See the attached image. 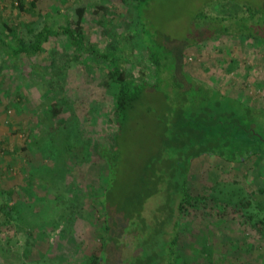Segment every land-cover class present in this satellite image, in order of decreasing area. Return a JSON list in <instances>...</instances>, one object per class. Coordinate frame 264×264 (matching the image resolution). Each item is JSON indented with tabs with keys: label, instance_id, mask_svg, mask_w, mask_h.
I'll list each match as a JSON object with an SVG mask.
<instances>
[{
	"label": "rangeland",
	"instance_id": "rangeland-1",
	"mask_svg": "<svg viewBox=\"0 0 264 264\" xmlns=\"http://www.w3.org/2000/svg\"><path fill=\"white\" fill-rule=\"evenodd\" d=\"M29 1L0 0V20L17 29L55 26L83 6V30L99 50L118 52L142 36L134 11L126 14L121 0H38L33 9ZM223 2L264 8V0H149L142 16L170 43L187 33L195 11L216 13ZM73 54L59 34L31 58L0 60V264H86L104 236L98 197L106 166L96 149L101 142L112 145L114 126L107 117L116 86L104 85L106 59L85 52L76 61ZM31 64L41 71L33 73ZM122 65L135 74L141 67L153 78L143 44L126 53ZM183 65L191 76L264 111V42L221 35L186 47ZM60 97L69 105L54 117L49 107ZM144 125L125 131L130 168L153 137V127ZM261 125L264 135V121ZM82 141L89 142L90 159L67 155V144ZM257 159L232 164L202 155L191 161L188 190L206 198L183 217L176 264H264V235L257 226L264 222L253 218L264 205L256 185L264 184V160ZM239 201L246 204V215L233 211Z\"/></svg>",
	"mask_w": 264,
	"mask_h": 264
},
{
	"label": "trees",
	"instance_id": "trees-1",
	"mask_svg": "<svg viewBox=\"0 0 264 264\" xmlns=\"http://www.w3.org/2000/svg\"><path fill=\"white\" fill-rule=\"evenodd\" d=\"M37 1L30 0L29 8L33 9ZM121 1L126 14L134 11V24L142 34L135 36L130 45L122 41L128 48L118 52L110 48L99 50L83 30L85 8L76 6L71 9L72 17L66 13V23L55 26L42 23L17 29L0 20V60L31 58L50 37L62 34L73 49L72 59L77 61L88 52L108 61L104 85L114 83L116 88L107 121L114 126V132L112 145L101 142L96 149L106 166L98 197L104 236L98 252L90 254L86 264H176L183 217L189 210L195 212L198 203L206 198L188 190L191 161L202 155L216 156L229 163L264 159L263 109L244 104L191 76L184 69L183 50L221 35L264 42V8L223 2L219 6L223 11L219 8L216 13L198 9L180 41L168 43L142 16V6L149 0ZM131 37L128 42L133 40ZM141 44L149 52L153 78L141 67L135 74L122 65L124 55ZM30 69L33 73L41 71L37 64H31ZM68 105V100L60 97L52 101L49 112L55 117ZM145 121V125L153 127V137L135 155V165L130 168L124 154L129 151L125 131L131 124L144 125ZM66 151L67 155L73 153L82 159L91 156L89 142L85 141L67 144ZM261 181H256V185L264 192ZM150 200L153 203L148 207ZM242 203L239 201L233 211L246 215L242 211L246 204ZM257 210L254 213L262 216L253 214L254 221L262 223L264 205ZM257 226L264 235V226L259 223Z\"/></svg>",
	"mask_w": 264,
	"mask_h": 264
},
{
	"label": "crops",
	"instance_id": "crops-1",
	"mask_svg": "<svg viewBox=\"0 0 264 264\" xmlns=\"http://www.w3.org/2000/svg\"><path fill=\"white\" fill-rule=\"evenodd\" d=\"M264 159H262V161H263ZM230 163H232V164H236V163H234V162H230Z\"/></svg>",
	"mask_w": 264,
	"mask_h": 264
}]
</instances>
